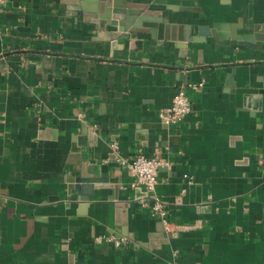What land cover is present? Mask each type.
<instances>
[{"label":"crops","instance_id":"crops-1","mask_svg":"<svg viewBox=\"0 0 264 264\" xmlns=\"http://www.w3.org/2000/svg\"><path fill=\"white\" fill-rule=\"evenodd\" d=\"M132 1L193 41L114 38L100 0L0 6V264H264V102L244 100L263 88L264 42L233 38L264 37V0ZM180 89L192 112L167 124ZM113 143L167 163L156 197ZM91 166L105 180L84 202L68 181Z\"/></svg>","mask_w":264,"mask_h":264},{"label":"water","instance_id":"water-1","mask_svg":"<svg viewBox=\"0 0 264 264\" xmlns=\"http://www.w3.org/2000/svg\"><path fill=\"white\" fill-rule=\"evenodd\" d=\"M183 0H152L153 5H164L168 10L172 11H190L187 7H180L177 3ZM100 9L98 10L102 17H98L100 22H96L99 27L105 25H110L111 27L118 28L119 34H113L114 38H118L125 34L129 33H143L150 34L153 39H165V40H179V41H188L191 42L193 39L190 36L175 35L176 27L174 25H169L163 23L164 12L163 11H154L148 8V3H134L132 0H100L99 4ZM85 10H90V8ZM156 16L155 19H150L149 17ZM97 18V17H96ZM95 18V19H96ZM182 26L179 27V30H182ZM215 29L219 30V26H214ZM219 38L226 37L231 38L230 35L215 34ZM257 27L252 36H233L234 39H237L239 42L253 40L258 43V46H261L264 42V37L257 35ZM244 44H247L244 43ZM248 45V44H247ZM234 73V71H233ZM231 76L229 77V79ZM229 86L234 87L233 82H229ZM244 100L247 106H249L250 100H254L253 112L260 111L262 109V104L264 102V85L263 88L258 90L257 94L252 95L248 94L244 96ZM88 130L87 127L83 128V132L86 133ZM80 170V167H77ZM105 178L96 177L94 167L91 166L87 175L80 174L74 178H70L69 182V192L76 190L81 192L82 200L88 202L90 200V195L94 192L96 188H102L100 183H103ZM76 184V185H75ZM125 207V204L123 205ZM126 224V221H124Z\"/></svg>","mask_w":264,"mask_h":264},{"label":"built area","instance_id":"built-area-1","mask_svg":"<svg viewBox=\"0 0 264 264\" xmlns=\"http://www.w3.org/2000/svg\"><path fill=\"white\" fill-rule=\"evenodd\" d=\"M6 2L7 0H0V6L5 5ZM203 87V80L190 85V89L193 91H198ZM191 112L192 103L190 96L185 89H180L173 96L170 107L162 112L161 118L167 124L177 125L184 122ZM111 149L113 151L114 161L121 166H125L134 178L132 187L143 188L148 196H155L159 170L167 163L161 159L151 158L142 152H139L132 160H128L120 154L119 145L117 143H113ZM153 211L158 215L164 225H170L167 213L158 199H156L153 205ZM109 240L114 242L116 246H121L126 242V238H115L114 236L109 238Z\"/></svg>","mask_w":264,"mask_h":264}]
</instances>
